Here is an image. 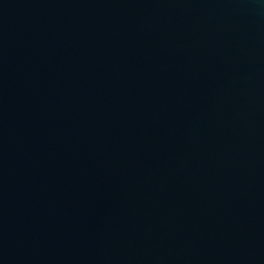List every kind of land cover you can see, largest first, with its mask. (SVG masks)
I'll return each instance as SVG.
<instances>
[{
	"label": "water",
	"instance_id": "water-1",
	"mask_svg": "<svg viewBox=\"0 0 264 264\" xmlns=\"http://www.w3.org/2000/svg\"><path fill=\"white\" fill-rule=\"evenodd\" d=\"M0 264H264V0H0Z\"/></svg>",
	"mask_w": 264,
	"mask_h": 264
}]
</instances>
